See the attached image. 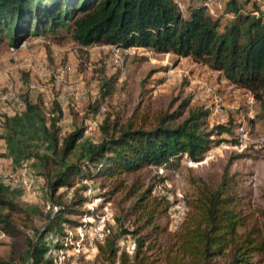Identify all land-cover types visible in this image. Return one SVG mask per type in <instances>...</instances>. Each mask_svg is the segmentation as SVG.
<instances>
[{"label":"rangeland","instance_id":"rangeland-1","mask_svg":"<svg viewBox=\"0 0 264 264\" xmlns=\"http://www.w3.org/2000/svg\"><path fill=\"white\" fill-rule=\"evenodd\" d=\"M177 1L184 10L186 1ZM209 9L212 14H220L221 0H210ZM227 16L221 18L222 24ZM23 42L25 48L12 50L7 40L0 38V90L9 87L22 104L18 110L7 109L8 103L0 104V161L13 173L25 164L31 178L42 179V171L52 168H44L42 162L44 156L51 154L52 146L38 117L47 125L55 107L61 110L59 136L71 130L73 124L84 125L83 138L76 143L70 161L82 160L87 144L98 140V125L104 117L116 118L120 124L131 118L133 125L149 128L157 113L175 109L182 100H187V108L202 107L208 111L207 129L215 124H229L230 128L228 133L211 136L213 143L199 161L181 155L160 166L142 164L133 171L122 169L103 178H74L71 187L60 190L77 197L82 193L80 184H84L97 195L77 209L89 213L70 214L68 218L74 224L61 225L62 245L53 248L50 264H120V254H125V262L130 264L137 235L148 238L142 248L147 261L160 258L155 264H164L160 252L168 245L167 234L180 229L190 210L188 202L198 195L201 185L221 188L248 224L261 222L264 98L261 102L254 98L248 102V92L218 71L171 52L103 44L81 47L63 29L55 36H29ZM38 64L43 70L37 68ZM105 79H109L110 89L102 96ZM30 82L34 89L29 88ZM100 108L103 111L95 116ZM185 115L186 111L182 117ZM119 181L125 186L133 184L135 195L150 190L148 204L156 210L152 223H147L144 216L137 220L131 214L130 206L136 200L131 192L123 188L108 192ZM98 182L104 183L103 189L94 187L99 186ZM5 194L30 212L31 220L22 232L31 237L33 228L43 226V215L50 204L46 194L41 192L36 199L19 193ZM97 225L101 230L96 229ZM154 226L162 230L157 243L152 238ZM135 229V235L123 232ZM108 240H112L115 250L112 261L105 257ZM149 244L152 249H145ZM25 249L24 236L12 238L0 232V264H28ZM261 260L264 264V256Z\"/></svg>","mask_w":264,"mask_h":264},{"label":"trees","instance_id":"trees-1","mask_svg":"<svg viewBox=\"0 0 264 264\" xmlns=\"http://www.w3.org/2000/svg\"><path fill=\"white\" fill-rule=\"evenodd\" d=\"M184 10L176 0H0V38L17 47L29 36H55L63 29L75 44L112 45L118 48H147L156 53L171 52L189 57L193 62L218 71L223 78L249 92L254 100L264 98V9L257 15V6L249 0H221L220 14L212 16L206 0H185ZM228 15L224 24L221 18ZM110 89L109 79L103 81ZM182 100L175 109L157 113L149 128L133 125L131 118L120 124L118 119L104 117L98 129L96 142L87 144L82 160H68L82 135L84 125L73 124L71 130L59 136L58 120L61 110L55 107L48 124L38 117L42 130L52 146L50 155L42 159L41 173L44 193L49 206L40 229L33 228L31 237L22 227L30 222L31 214L19 201L8 197L0 185V232L8 237L24 236L28 264H50L46 256L49 245L60 248L62 224H74L70 214L84 215L88 210H77L97 193L84 194L86 185L80 184V193L66 195L65 190L77 178H103L121 172L133 171L142 164L160 166L171 159L185 155L190 161H199L209 149L211 136L229 132V124L205 127L208 111L202 107L187 108ZM32 110L31 107H27ZM186 111L184 117L183 114ZM182 117L180 121L178 119ZM98 189L104 183L98 182ZM123 188L134 194L133 184L122 181L113 184L110 191ZM148 189L135 195L130 206L136 219L146 217L152 223L155 207L147 197ZM189 213L175 233L167 234L165 250H161L164 264H261L264 256V210L259 224H248L233 205L232 198L221 188L201 185L198 195L190 202ZM55 210H52V207ZM153 242L157 243L162 230L154 226ZM131 235L138 229L126 232ZM122 232V233H123ZM53 234L47 241V234ZM146 236L134 238L130 264H155L147 261L143 251ZM160 246V244H158ZM149 244L145 249H152ZM105 257H115L112 240H108ZM125 254L119 255L120 264Z\"/></svg>","mask_w":264,"mask_h":264},{"label":"built area","instance_id":"built-area-1","mask_svg":"<svg viewBox=\"0 0 264 264\" xmlns=\"http://www.w3.org/2000/svg\"><path fill=\"white\" fill-rule=\"evenodd\" d=\"M249 1L253 2L257 6V9H254L252 11L254 15H257L259 10L264 9V0H249ZM176 2L179 8L181 9L179 2L177 0ZM209 4H210V0H206L205 2L206 7H209ZM109 46H112V45H109ZM17 47L25 48L26 46L24 42L22 41ZM10 49L14 50L15 48L13 49L11 47ZM37 68L39 70H43L40 64L37 65ZM29 88L30 89L35 88V85L33 82L29 83ZM248 97H249L248 102H251L253 97L249 92H248ZM6 103H8L7 109L18 110L22 106L21 102L17 100L14 93L10 90L9 87H4L2 90H0V104L4 105ZM101 110L103 111V108H100L99 111H97L95 116H97L101 112ZM94 118H97V117H94ZM91 123L94 124L95 121L92 120ZM82 138H83V133L77 139V142L81 141ZM1 163L2 162L0 161V185L2 187H4L5 189L9 191H12V190L21 191L23 195H25L26 197L30 199H36L37 197H39L41 192H44L42 181L40 179H37L36 177L31 178L28 172V168L26 167L25 164H23L22 168L19 169L18 172L13 173L5 169ZM90 191H92L91 193H93V188L90 186H86L85 192L88 193ZM52 209L55 210L56 208L53 206ZM96 229L101 230L100 225H97ZM52 237H53V234L49 233L47 234L45 239L47 241H52L53 240ZM52 252H53V248L51 245H49L46 250V255L50 256Z\"/></svg>","mask_w":264,"mask_h":264},{"label":"crops","instance_id":"crops-1","mask_svg":"<svg viewBox=\"0 0 264 264\" xmlns=\"http://www.w3.org/2000/svg\"><path fill=\"white\" fill-rule=\"evenodd\" d=\"M207 9H208V12H209L212 16H216L215 14H212V10H210L209 7H207ZM217 15H218V14H217ZM226 16H227V15H226ZM227 17H229V16H227ZM227 19H228V18H227ZM6 139H7V138H6ZM0 151L2 152L1 149H0ZM3 162H4V161H2V163H1V164L3 165V167H4L5 169H7L8 171L12 172V171L10 170V168H9L7 165H4L5 162H4V163H3ZM40 180H41V179H40ZM41 181H42V180H41ZM6 191H7L8 193L17 194V195H18V193H19V194H22L21 191H17V190L9 191V190L6 189ZM40 195H41V194H40ZM40 195H39V196H40Z\"/></svg>","mask_w":264,"mask_h":264}]
</instances>
